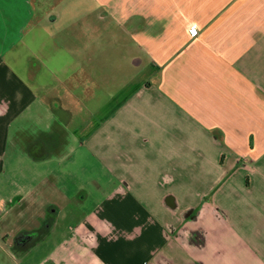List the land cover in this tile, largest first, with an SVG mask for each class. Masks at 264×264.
Instances as JSON below:
<instances>
[{
  "label": "crops",
  "instance_id": "crops-1",
  "mask_svg": "<svg viewBox=\"0 0 264 264\" xmlns=\"http://www.w3.org/2000/svg\"><path fill=\"white\" fill-rule=\"evenodd\" d=\"M39 1L0 0V174L56 220L2 260L264 264V0Z\"/></svg>",
  "mask_w": 264,
  "mask_h": 264
},
{
  "label": "rangeland",
  "instance_id": "rangeland-1",
  "mask_svg": "<svg viewBox=\"0 0 264 264\" xmlns=\"http://www.w3.org/2000/svg\"><path fill=\"white\" fill-rule=\"evenodd\" d=\"M39 2V5L35 4L37 7L33 4L35 12H38V9L40 8L42 13L50 7L46 4L47 0H40ZM54 7L55 12L59 14L60 19L53 23L47 21L53 29L61 28L65 21L69 18L86 16L93 10V8H95L92 6V0H58ZM87 24L90 25L91 28L95 29V26L91 22L84 21L81 25H84L85 27ZM110 41L111 43L120 42L119 37L115 34L112 35ZM127 42H129V40H127ZM5 178L6 174L4 170L0 174V191L4 200L8 203L9 208H11V211L5 215L3 222L0 223V239L4 238V234L15 231L19 227H27L31 229L35 224L40 226L45 220H50L51 222L56 220V215L53 212L49 210L46 211L44 207H42L45 199H47L45 196L36 192L34 195L23 198L22 201L19 202V194L22 192L15 187L7 185ZM9 183L11 182L9 181ZM87 208H91L90 203L87 204ZM2 258L3 255H1L0 250V264H12L7 260H2Z\"/></svg>",
  "mask_w": 264,
  "mask_h": 264
}]
</instances>
